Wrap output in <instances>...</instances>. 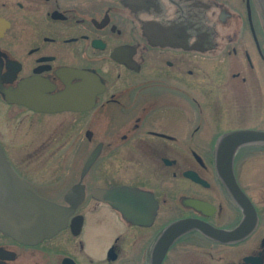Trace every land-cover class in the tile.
Masks as SVG:
<instances>
[{"label": "flooded vegetation", "instance_id": "flooded-vegetation-1", "mask_svg": "<svg viewBox=\"0 0 264 264\" xmlns=\"http://www.w3.org/2000/svg\"><path fill=\"white\" fill-rule=\"evenodd\" d=\"M237 129L264 131V0H0V146L69 209L35 243L0 230V264H264V142L234 151L241 199L216 168ZM121 186L127 215L97 191Z\"/></svg>", "mask_w": 264, "mask_h": 264}, {"label": "water", "instance_id": "water-1", "mask_svg": "<svg viewBox=\"0 0 264 264\" xmlns=\"http://www.w3.org/2000/svg\"><path fill=\"white\" fill-rule=\"evenodd\" d=\"M264 142V131L254 129H238L224 133L218 141L216 150V168L220 176L225 178L231 192L237 199L242 198L234 172V151L241 145ZM92 153L88 159V166L93 158ZM195 180L200 181L197 176ZM102 195L118 194V198L104 197L105 200L120 209L123 214H128L130 206L127 202L128 189L124 186L112 190H97ZM187 204L198 209H205L209 203L200 199H188ZM69 209L66 206L49 199L38 197L16 175L0 146V230L15 239L25 243H35L44 237H50L65 226ZM190 228L204 229L202 222L193 219L180 220L170 224L157 243L158 251L163 252L180 233Z\"/></svg>", "mask_w": 264, "mask_h": 264}, {"label": "rangeland", "instance_id": "rangeland-1", "mask_svg": "<svg viewBox=\"0 0 264 264\" xmlns=\"http://www.w3.org/2000/svg\"><path fill=\"white\" fill-rule=\"evenodd\" d=\"M232 95L236 96V94H232ZM241 100H242V99H241ZM239 112L242 113V114H244V109L241 108V110H240ZM232 116H235V117H234L235 119H241V117L238 116L237 112L233 113ZM236 116H237V117H236ZM238 117H239V118H238ZM234 121H241V120H234ZM243 121H247V120H246V119H243ZM90 243H91V242H89V244H90Z\"/></svg>", "mask_w": 264, "mask_h": 264}]
</instances>
